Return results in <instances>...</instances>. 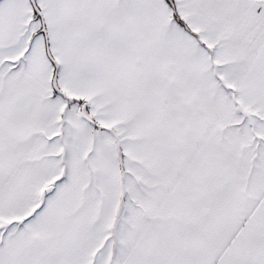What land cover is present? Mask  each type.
I'll use <instances>...</instances> for the list:
<instances>
[{
    "label": "snow or ice",
    "instance_id": "obj_1",
    "mask_svg": "<svg viewBox=\"0 0 264 264\" xmlns=\"http://www.w3.org/2000/svg\"><path fill=\"white\" fill-rule=\"evenodd\" d=\"M0 264H264V0H0Z\"/></svg>",
    "mask_w": 264,
    "mask_h": 264
}]
</instances>
